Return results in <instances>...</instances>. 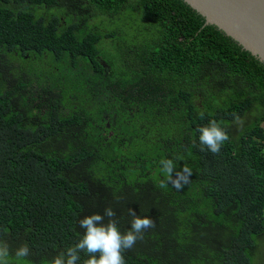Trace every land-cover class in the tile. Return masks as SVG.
Segmentation results:
<instances>
[{"label": "trees", "instance_id": "16d2710c", "mask_svg": "<svg viewBox=\"0 0 264 264\" xmlns=\"http://www.w3.org/2000/svg\"><path fill=\"white\" fill-rule=\"evenodd\" d=\"M125 7L155 35L117 72L95 23ZM205 22L184 0H0V239L31 249L10 264H50L108 206L156 221L126 264H264V62Z\"/></svg>", "mask_w": 264, "mask_h": 264}, {"label": "clouds", "instance_id": "9594fccd", "mask_svg": "<svg viewBox=\"0 0 264 264\" xmlns=\"http://www.w3.org/2000/svg\"><path fill=\"white\" fill-rule=\"evenodd\" d=\"M203 119V114H201ZM201 151L207 149L213 154L220 152L223 144L229 139L228 132L215 119L209 120L205 126L198 129ZM163 171L168 174V182L177 190L188 182L191 169L186 165L176 170L172 160L161 161ZM131 217L129 226L121 230L120 219L111 206L102 213H92L78 221L83 230L80 238L66 251H60L53 257L50 264H80V254L86 253L84 264H126L124 253L133 249L138 241L144 239L146 230L155 228L156 221L148 214L138 215L133 208L128 209ZM17 260L31 255L27 243H22L15 249L3 239H0V264H10V256Z\"/></svg>", "mask_w": 264, "mask_h": 264}, {"label": "water", "instance_id": "95a60500", "mask_svg": "<svg viewBox=\"0 0 264 264\" xmlns=\"http://www.w3.org/2000/svg\"><path fill=\"white\" fill-rule=\"evenodd\" d=\"M264 62V0H184Z\"/></svg>", "mask_w": 264, "mask_h": 264}, {"label": "rangeland", "instance_id": "374dc122", "mask_svg": "<svg viewBox=\"0 0 264 264\" xmlns=\"http://www.w3.org/2000/svg\"><path fill=\"white\" fill-rule=\"evenodd\" d=\"M96 21V20H95ZM100 21V19H98ZM99 31L117 34L100 44L101 56L104 60L111 62L117 72L123 71V59L129 48L136 47L137 52L152 42L154 31L141 19L140 14L125 7L122 17L116 22L95 23ZM93 28V24H91Z\"/></svg>", "mask_w": 264, "mask_h": 264}]
</instances>
